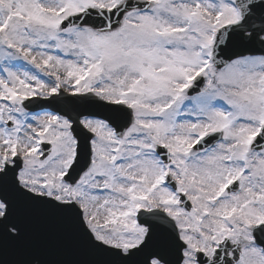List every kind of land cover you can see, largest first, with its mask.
I'll return each mask as SVG.
<instances>
[{"label":"snow or ice","instance_id":"6c2138e0","mask_svg":"<svg viewBox=\"0 0 264 264\" xmlns=\"http://www.w3.org/2000/svg\"><path fill=\"white\" fill-rule=\"evenodd\" d=\"M0 264H264V0H0Z\"/></svg>","mask_w":264,"mask_h":264}]
</instances>
